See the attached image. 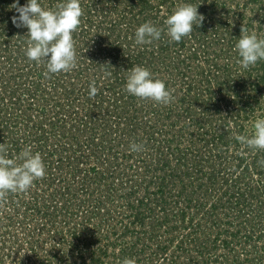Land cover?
<instances>
[{"label":"rangeland","instance_id":"374dc122","mask_svg":"<svg viewBox=\"0 0 264 264\" xmlns=\"http://www.w3.org/2000/svg\"><path fill=\"white\" fill-rule=\"evenodd\" d=\"M180 2L80 0L77 67L45 75L43 62L25 56L13 0H0V88L15 98L0 134L8 127L5 136L33 151L75 141L43 159L50 171L27 191L0 198V264H264V150L241 148L232 135L251 134L264 116V60L242 68L234 49L241 29L264 36V0H187L204 17L189 35L176 42L162 32L133 46L139 24L164 26ZM136 64L175 99L129 94L126 71ZM93 79L99 91L89 96ZM62 82L78 99L67 114L51 98L67 90ZM133 141L143 149L130 151Z\"/></svg>","mask_w":264,"mask_h":264},{"label":"clouds","instance_id":"9594fccd","mask_svg":"<svg viewBox=\"0 0 264 264\" xmlns=\"http://www.w3.org/2000/svg\"><path fill=\"white\" fill-rule=\"evenodd\" d=\"M197 7L182 0L166 16L164 26H158L150 20L139 24L134 31L133 46L151 44L161 38L162 32L170 40L179 42L193 31L194 24L203 22L204 17L198 13ZM11 8L18 13L11 17L13 25L27 29L25 56L37 63L43 62L45 75L68 72L77 67L73 32L81 23L80 0H59L54 7L44 6L40 0H25L24 4L13 0ZM234 49L238 56L237 63L242 68L255 65L259 60H264V36L258 35L255 30L241 29ZM126 73L124 88L129 94L165 105L175 99L173 90L166 87L165 81L156 78L146 66L132 65ZM111 75L110 71L104 70V78ZM98 91L93 79L89 83L88 95L95 96ZM232 135L241 148L264 150V116L252 121L251 134L233 131ZM9 147L5 142L0 143V198L9 193L27 191L35 180L46 175L42 155L39 151L34 152L32 145L26 144L15 154H10ZM143 147L142 143L133 141L130 142L129 150L138 152ZM120 264H137V260L135 257H124Z\"/></svg>","mask_w":264,"mask_h":264},{"label":"trees","instance_id":"16d2710c","mask_svg":"<svg viewBox=\"0 0 264 264\" xmlns=\"http://www.w3.org/2000/svg\"><path fill=\"white\" fill-rule=\"evenodd\" d=\"M40 1H44V0H40ZM10 25H11V23H9ZM22 29L23 28H21L20 30L22 31ZM98 39H94L93 41H92V43H90L91 44V46L93 47V46H95V50H101V40L99 39L98 41H97ZM88 44V43H87ZM87 44H86V46H87ZM20 53H21V51H20ZM96 54H97V52H94V55L96 56ZM97 59V58H96ZM95 61H97V60H95ZM27 64L29 65V63H30V61L29 60H27ZM66 73V72H65ZM61 74V73H60ZM64 83V84H63ZM62 84V86H66V89L67 90H65L64 91V93H59V95L58 96H54V97H51L52 99H54V100H56V101H65L66 102V104H65V109H66V114L67 113H69L70 112V110H72L73 108H71L72 106H75V103H76V101H78V99L77 98H75V97H73V95L74 94H71V92L73 91V90H71V88H69V86H68V84H65V82H62L61 83ZM36 85H38V83L36 84ZM64 90V89H63ZM5 92H7V94L5 93ZM45 94V93H44ZM10 95H13V93H12V91H11V89H7V88H0V101L2 102V103H4L2 106H1V112H0V116L2 117V116H4L5 114H6V109H5V103H11V102H14L15 101V98L13 97V96H10ZM45 96H47V95H45ZM54 103H51V106H54V109H61L62 108V106H60V107H58L60 104H54ZM46 105H48V106H50V103H48V100H46ZM67 105V106H66ZM74 109H78L77 107H75ZM88 112H93V111H95L96 109H86ZM51 116H54V115H50V117ZM0 117V122H2V120H3V117L1 118ZM58 124H60V127L61 126H63V121L61 120V121H57V122H55V123H52V124H50L51 126H53V125H55V126H58ZM87 124H91L89 121L87 122ZM93 126V125H92ZM94 127V126H93ZM6 128H8V127H6ZM5 128V133L6 134H8V130ZM5 133H2V134H0V143H6V144H8L9 146H12L13 148H15V151H16V153H18L20 150H21V147H19L20 146V144H16V140H20V139H17V138H14V137H11V135H9V136H5L4 134ZM14 138V139H13ZM68 140L70 141V142H67L66 143V141L65 140H63V141H61V142H59V141H56V142H58V143H52V142H48V144L47 145H45L44 143H39L38 142V144H37V146L35 147V150H34V152L35 151H39L40 153H41V155H42V159H46L47 161H49L50 159V157L53 155V154H55V152H56V154L59 152V151H62L61 150V147L62 148H64L65 146L67 147V146H69V147H71L72 146V144H74L73 142H75L74 141V137L73 136H71L70 138H68ZM44 146H47L48 147V149H47V151L44 149ZM57 147H59L58 149H56L55 150V152H54V148H57ZM69 147H67L64 151H62V153H67L68 154V152H69ZM52 148V149H51ZM63 154H61V156H62ZM65 155H63V157H64ZM50 165H51V163L49 164V165H47L46 166V168H45V170L47 171V170H49V168H50ZM50 171V170H49ZM48 180V179H47ZM4 202L5 203H2L3 205H6V203H7V201L6 200H4ZM8 205V204H7Z\"/></svg>","mask_w":264,"mask_h":264}]
</instances>
